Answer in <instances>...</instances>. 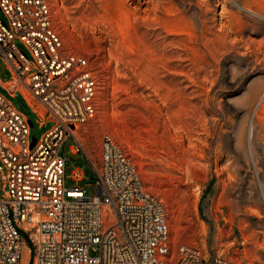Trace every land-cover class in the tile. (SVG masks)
<instances>
[{
    "label": "rangeland",
    "instance_id": "1",
    "mask_svg": "<svg viewBox=\"0 0 264 264\" xmlns=\"http://www.w3.org/2000/svg\"><path fill=\"white\" fill-rule=\"evenodd\" d=\"M53 1L68 49L100 80L98 112L78 131L86 153L65 146L67 185L95 195L110 135L162 201L175 256L186 245L264 264V0ZM12 77L0 60L1 80ZM31 119L32 138L56 125Z\"/></svg>",
    "mask_w": 264,
    "mask_h": 264
},
{
    "label": "built area",
    "instance_id": "2",
    "mask_svg": "<svg viewBox=\"0 0 264 264\" xmlns=\"http://www.w3.org/2000/svg\"><path fill=\"white\" fill-rule=\"evenodd\" d=\"M53 0H0V60L12 71L2 86L21 96L41 126H55L34 147L31 116L0 93V264H238L207 259L170 242L164 205L144 188L127 150L102 141L95 195L67 185L70 151L86 153L80 127L98 112L100 80L88 58L71 52ZM18 42L23 44L20 48ZM73 180L85 178L83 168Z\"/></svg>",
    "mask_w": 264,
    "mask_h": 264
},
{
    "label": "water",
    "instance_id": "3",
    "mask_svg": "<svg viewBox=\"0 0 264 264\" xmlns=\"http://www.w3.org/2000/svg\"><path fill=\"white\" fill-rule=\"evenodd\" d=\"M31 126H34V123H33V121L31 120ZM36 142H37V138L36 137H34L33 138V144H32V147H34L35 146V144H36Z\"/></svg>",
    "mask_w": 264,
    "mask_h": 264
},
{
    "label": "bare ground",
    "instance_id": "4",
    "mask_svg": "<svg viewBox=\"0 0 264 264\" xmlns=\"http://www.w3.org/2000/svg\"><path fill=\"white\" fill-rule=\"evenodd\" d=\"M26 249H27L28 254H29V257H30V250H29V247L27 246Z\"/></svg>",
    "mask_w": 264,
    "mask_h": 264
},
{
    "label": "trees",
    "instance_id": "5",
    "mask_svg": "<svg viewBox=\"0 0 264 264\" xmlns=\"http://www.w3.org/2000/svg\"><path fill=\"white\" fill-rule=\"evenodd\" d=\"M30 116H31V114H30Z\"/></svg>",
    "mask_w": 264,
    "mask_h": 264
}]
</instances>
